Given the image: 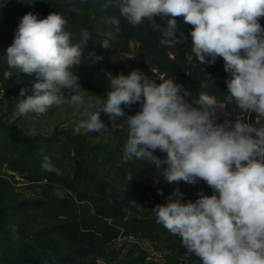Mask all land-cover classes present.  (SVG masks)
<instances>
[{"label":"clouds","instance_id":"clouds-1","mask_svg":"<svg viewBox=\"0 0 264 264\" xmlns=\"http://www.w3.org/2000/svg\"><path fill=\"white\" fill-rule=\"evenodd\" d=\"M66 11L76 12L72 0ZM112 0L102 7L107 9ZM119 13L132 26L144 20L160 33L162 46L182 43L176 37L177 17L192 26L191 51L199 64L212 65L223 58L224 70L231 74L226 82L228 94L240 115L234 123H217L225 104L206 92L189 102L192 93L173 78H159V83L139 69L127 76L113 77L106 95L89 100L84 118L75 132L99 133L106 129L100 118L108 114L114 129L123 132V160H145L169 184L183 181L196 184L203 180L213 195L202 191L198 198L184 202L183 193L174 188L166 202L153 209L155 219L171 235L179 237L187 253H194L202 264H264V0H119ZM159 17L165 25L156 22ZM107 24L119 26L112 16ZM68 20L60 12L40 19L27 13L21 18L13 43L6 50L7 64L29 76L35 74L31 95L21 88L17 110L20 115L44 114L53 106L84 104L78 93V75L72 71L84 60L83 53L92 36L82 29L73 43L67 30ZM181 36L183 34L181 33ZM109 47L108 40L101 41ZM93 61L103 58L94 52ZM61 89H69L64 96ZM139 104V110L125 117L121 105ZM255 114V123L245 117ZM166 153L160 158L154 153ZM44 171L63 176L50 158L44 157ZM159 182V178L155 183ZM163 195L161 189H157ZM218 193V195L216 194ZM63 198V191L57 193Z\"/></svg>","mask_w":264,"mask_h":264},{"label":"rangeland","instance_id":"rangeland-1","mask_svg":"<svg viewBox=\"0 0 264 264\" xmlns=\"http://www.w3.org/2000/svg\"><path fill=\"white\" fill-rule=\"evenodd\" d=\"M105 3L107 0H76V15L88 31L97 34V47L104 58L113 63L128 62L139 55L138 43L135 40L129 42L132 52L119 46L120 29L105 22L112 16L121 17L117 0H112L107 9L102 7ZM67 6V0H0V58L6 60V50L13 43L21 18L30 12L38 14L40 19L46 18L49 13L60 12L68 20L67 30L72 33L73 43L79 41L80 32L73 27ZM260 23L264 26V18L260 19ZM102 40H108L109 47H103ZM34 80L35 74L21 73L19 69L9 67L7 60L4 68L0 67V119L11 125L13 131L20 130L27 137L51 136L58 132V136L65 139L66 131L78 134L75 128L84 118L85 110L95 111L88 108L89 100L106 95V91L83 87L80 82L81 89L85 90L78 93L84 100L82 106H53L44 114L22 116L16 106L19 99L32 94ZM21 88L28 89L25 97L19 96ZM61 92L66 97L73 94L69 89H61ZM121 107L126 115L116 117V124L134 115L140 106ZM100 118L106 129L99 133L81 131L79 134L84 135L86 141L100 144L107 150H122L126 135L114 129L108 114L101 112ZM22 149L21 137L5 133V128L0 125V264H59L67 253L82 245L83 240L49 234L48 221L30 206L33 200L43 197L44 185H52L55 191H63V195H69L70 190L64 184H54L46 179L40 182L29 180L25 176L27 157ZM100 173L119 193L126 203L127 213L131 215L155 216L152 209L165 203L169 195L164 192L159 195L157 184L138 183L130 176L121 175L122 172L109 171V166ZM128 205H133L137 211ZM107 251L108 256L90 255L82 258L81 264H202L194 253H187L179 237L171 235L162 225L153 238L121 235L111 242Z\"/></svg>","mask_w":264,"mask_h":264},{"label":"trees","instance_id":"trees-1","mask_svg":"<svg viewBox=\"0 0 264 264\" xmlns=\"http://www.w3.org/2000/svg\"><path fill=\"white\" fill-rule=\"evenodd\" d=\"M75 1L72 0L73 7ZM117 10L119 12V0H117ZM70 15L73 27H76L78 32L82 29L87 30L78 19L76 12H71ZM176 19L178 31L175 35L183 42L169 47L160 44V33L152 29L148 20H144L142 26L134 27L121 16L118 26L121 38L119 46L127 52H132L129 42L135 40L139 49L138 56L121 63H113L104 58L97 47L95 39L97 34L89 31L92 39L89 41L87 53H83L84 60L72 71L78 75L83 87L100 91L108 90L110 82L107 74L109 73L113 77L120 74L127 76L132 70L139 69L157 83L160 82L159 78L172 77L175 83L183 85L192 93L191 96L186 97L189 102L193 98H198L202 92L215 95L225 104V108L219 113L217 123L224 124L225 121L234 123L240 113L228 94L226 82L232 77L224 70L223 58L218 57L212 65L199 64L191 51L192 26L184 23L183 17ZM156 22L161 26L166 23L159 17L156 18ZM89 52H94L103 59L93 61L88 57ZM5 62L6 60L1 57V68H4ZM244 119L245 122L255 123L256 116L253 113ZM0 125L5 128V133L21 137L22 151L27 157L25 176L29 180L40 182L46 179L54 184H64L70 190L69 195L60 198L57 195L58 191H55L52 185H44L43 197L33 200L30 206L48 221L49 234L83 240L82 245L67 253L59 264H81L82 258L90 255L108 256L109 245L119 236L140 235L153 238L161 226L156 222L155 216L127 213L124 200L100 173L106 166H109V171L117 174L122 172L121 175L130 176L138 183L157 184L156 188L166 194H171L174 188H179L184 194V202L189 200L194 202L201 191L208 196L214 194L213 189L203 180H199L196 184L183 181L169 184L162 176L160 177L162 169H156L149 162L135 158L124 162L122 150H107L100 144L86 141L82 134H71L66 131L65 139L59 137L58 132L51 136L27 137L20 130L13 131V127L1 119ZM260 125H264V118H260L258 126ZM154 155L162 159L166 157V153L159 150ZM44 157L50 158L51 163L64 175L56 176L54 173L44 171L41 167ZM157 177L159 182L155 183ZM128 207L137 211L133 205Z\"/></svg>","mask_w":264,"mask_h":264}]
</instances>
